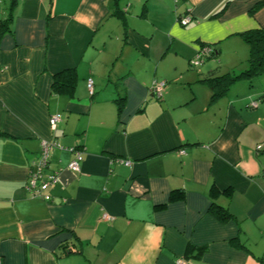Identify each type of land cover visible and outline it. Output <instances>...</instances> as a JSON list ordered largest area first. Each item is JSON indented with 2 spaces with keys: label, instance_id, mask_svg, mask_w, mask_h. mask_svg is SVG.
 I'll return each instance as SVG.
<instances>
[{
  "label": "crops",
  "instance_id": "0c3cea01",
  "mask_svg": "<svg viewBox=\"0 0 264 264\" xmlns=\"http://www.w3.org/2000/svg\"><path fill=\"white\" fill-rule=\"evenodd\" d=\"M261 2L0 0L2 264H264V74L213 101L202 81L245 68ZM202 43L216 55L192 66ZM66 69L72 95L54 93ZM42 141L48 201L24 186Z\"/></svg>",
  "mask_w": 264,
  "mask_h": 264
},
{
  "label": "trees",
  "instance_id": "16d2710c",
  "mask_svg": "<svg viewBox=\"0 0 264 264\" xmlns=\"http://www.w3.org/2000/svg\"><path fill=\"white\" fill-rule=\"evenodd\" d=\"M15 3L16 0H9V7L14 5ZM262 4H264V2L255 5L252 11ZM181 16H186V15H181ZM188 16L190 17V15ZM10 21H11V16L1 19L0 21L1 32L10 30V24H9ZM240 35L249 48V54L245 61L246 64L245 68L237 74L225 73L220 76L207 77L204 80H202L210 87L212 91L210 101H213L223 96L234 82L242 79L250 80L254 77L264 74V29L262 28L250 29L248 31L242 32ZM201 45H208L212 48V55L206 58L214 57L216 55V49L212 45L204 44V43H202ZM190 65H191V61H190ZM75 84H76L75 70L66 69L53 75L51 90L57 94L72 95V91L75 87ZM215 191L216 190L212 188L211 192L215 193ZM182 197H183L182 193L178 195L171 194L169 199L170 200L181 199ZM208 210L221 222L229 221L232 218V215L228 212V210L221 205L211 203ZM202 251L203 248H200V252Z\"/></svg>",
  "mask_w": 264,
  "mask_h": 264
},
{
  "label": "built area",
  "instance_id": "2783aa9c",
  "mask_svg": "<svg viewBox=\"0 0 264 264\" xmlns=\"http://www.w3.org/2000/svg\"><path fill=\"white\" fill-rule=\"evenodd\" d=\"M191 18L186 16H180L177 21L180 25L185 26L190 22ZM212 55V48L208 45H200L198 52L191 60L192 66H197L203 62V60ZM164 86V82L154 83L150 92L156 98L160 97L161 89ZM87 87L89 91H92V81L87 80ZM252 106L256 105V102L251 103ZM60 119L58 115H52L49 119L50 125L55 126V123ZM55 146L53 142H41V148L37 159L32 163V168L29 170V174L25 183V189L31 197H41L44 200H49L50 196L45 193V190L53 183L57 182L59 171L49 168L50 151ZM73 157L68 163L67 167L72 172L80 171V161L82 160V151L79 149L71 148ZM125 164H129V161H125ZM102 218L109 219V216L105 213L102 214ZM176 264H185L183 258H178ZM0 264H2L0 262Z\"/></svg>",
  "mask_w": 264,
  "mask_h": 264
}]
</instances>
